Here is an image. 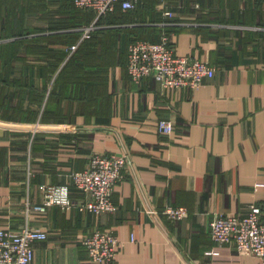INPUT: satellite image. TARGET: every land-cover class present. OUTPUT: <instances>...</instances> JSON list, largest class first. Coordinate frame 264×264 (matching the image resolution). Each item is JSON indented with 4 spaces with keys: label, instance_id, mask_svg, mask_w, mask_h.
Instances as JSON below:
<instances>
[{
    "label": "crops",
    "instance_id": "0c3cea01",
    "mask_svg": "<svg viewBox=\"0 0 264 264\" xmlns=\"http://www.w3.org/2000/svg\"><path fill=\"white\" fill-rule=\"evenodd\" d=\"M166 1L181 7L169 18L158 3L161 27L148 38L158 40L168 30L176 54L215 65V75L198 88L165 89L153 77L133 81L124 48L128 32L120 42L125 62L108 67L109 97L99 99L96 112L70 107L45 72L43 54L29 53L16 64L25 82L46 90L43 100L37 92L27 100L28 87L18 96L1 84L0 227L20 229L26 199L40 202L44 183H69L94 151L129 156L113 192L118 209L98 216L80 210L85 197L72 187L75 205L50 208L49 237L34 243L33 264H91L82 237L96 227L120 238L111 264H263L233 242H215L210 221L218 213L246 215L251 204L264 202V0H196L201 9L191 0ZM26 19L36 28L48 26L36 15ZM74 90L70 85L66 94ZM160 119L175 122L172 134L158 131ZM168 204L190 213L170 220L163 213Z\"/></svg>",
    "mask_w": 264,
    "mask_h": 264
},
{
    "label": "built area",
    "instance_id": "2783aa9c",
    "mask_svg": "<svg viewBox=\"0 0 264 264\" xmlns=\"http://www.w3.org/2000/svg\"><path fill=\"white\" fill-rule=\"evenodd\" d=\"M142 0H74L80 9L92 10L93 20L82 27L81 36L69 47L70 54L75 52L81 42L92 36L100 28L98 23L102 16L114 12L118 7L124 11L137 9ZM164 16L174 18L175 8L179 4L159 2ZM194 8H203L199 2L190 3ZM166 26L170 22H161ZM174 38L170 31L164 30L158 40L138 37L128 48L127 69L130 78L140 82L143 78H155L165 89L198 88L216 72V66L209 60L192 55L175 53ZM158 131L172 134L176 128L170 119L158 121ZM129 156L127 153L116 154L94 151L87 167L75 170L70 174V182L55 184L47 182L41 186L40 202L26 199L23 211L24 223L20 229L0 227V264H33L35 258L34 243L49 237V210L52 206L69 209L75 205L72 198V187L83 193L84 201L77 204L80 210H88L95 216L114 212L118 205L113 200L115 186L125 176ZM151 212H156L152 210ZM163 213L173 221L186 218L190 211L185 205L168 204ZM34 221L47 224L36 225ZM210 234L219 244L231 243L239 251H247L260 257L264 264V202L253 203L248 214L218 213L210 221ZM89 262L91 264H111L116 261L120 252L121 241L113 230L99 227L82 237Z\"/></svg>",
    "mask_w": 264,
    "mask_h": 264
},
{
    "label": "trees",
    "instance_id": "16d2710c",
    "mask_svg": "<svg viewBox=\"0 0 264 264\" xmlns=\"http://www.w3.org/2000/svg\"><path fill=\"white\" fill-rule=\"evenodd\" d=\"M4 2H8L7 7ZM157 4V0H142L137 9L124 11L118 7L102 16L98 21L101 27L70 54L69 47L78 41L82 33L77 28L92 21L95 16L92 10L78 8L74 0H0V86L8 84L10 92L18 96H22L28 87L27 100L32 99L31 92H37L36 99L40 96L43 100L46 90L25 82V70L16 66L18 62H25L29 53L43 54L47 60L45 72L55 77L54 84L60 85L59 93L66 95L64 99L70 107H77L79 112H96L99 99L109 97L105 75L108 67L114 62H125L126 55L120 46L122 32H128L126 50L134 39L148 38L149 32L158 34L161 26L157 24L159 15H155ZM53 6L56 9L49 10ZM28 15H36L38 23L47 21L48 26L33 27L34 22L26 19ZM148 15L153 24H144ZM70 85L75 90L73 95L68 96L66 91ZM54 94L55 90H52L49 98Z\"/></svg>",
    "mask_w": 264,
    "mask_h": 264
},
{
    "label": "rangeland",
    "instance_id": "374dc122",
    "mask_svg": "<svg viewBox=\"0 0 264 264\" xmlns=\"http://www.w3.org/2000/svg\"><path fill=\"white\" fill-rule=\"evenodd\" d=\"M157 3H159V0H157ZM144 20H147V21L151 22L152 18H150L149 15H148L147 18L144 19Z\"/></svg>",
    "mask_w": 264,
    "mask_h": 264
}]
</instances>
